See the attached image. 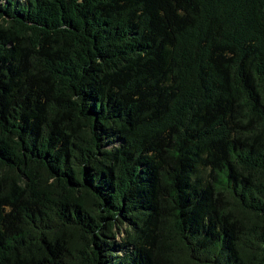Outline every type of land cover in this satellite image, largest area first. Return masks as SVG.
<instances>
[{
    "label": "trees",
    "instance_id": "obj_1",
    "mask_svg": "<svg viewBox=\"0 0 264 264\" xmlns=\"http://www.w3.org/2000/svg\"><path fill=\"white\" fill-rule=\"evenodd\" d=\"M0 264H264V0H0Z\"/></svg>",
    "mask_w": 264,
    "mask_h": 264
},
{
    "label": "rangeland",
    "instance_id": "obj_2",
    "mask_svg": "<svg viewBox=\"0 0 264 264\" xmlns=\"http://www.w3.org/2000/svg\"><path fill=\"white\" fill-rule=\"evenodd\" d=\"M123 238V234L122 231L120 232V234L118 235V239H122Z\"/></svg>",
    "mask_w": 264,
    "mask_h": 264
}]
</instances>
